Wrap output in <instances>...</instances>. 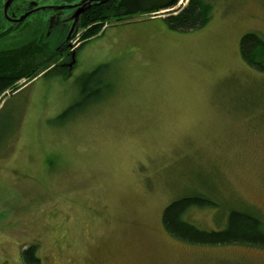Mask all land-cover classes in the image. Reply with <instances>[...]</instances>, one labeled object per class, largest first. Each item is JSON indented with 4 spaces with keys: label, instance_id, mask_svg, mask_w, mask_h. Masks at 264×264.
Instances as JSON below:
<instances>
[{
    "label": "rangeland",
    "instance_id": "374dc122",
    "mask_svg": "<svg viewBox=\"0 0 264 264\" xmlns=\"http://www.w3.org/2000/svg\"><path fill=\"white\" fill-rule=\"evenodd\" d=\"M169 1L122 8L136 10L65 75L0 102V264H264L262 250L192 246L162 226L193 196L211 203L185 215L197 230L222 231L230 211L264 222V72L239 54L244 35L264 41V0H202L208 22L186 31L164 19L187 0L147 14Z\"/></svg>",
    "mask_w": 264,
    "mask_h": 264
},
{
    "label": "trees",
    "instance_id": "16d2710c",
    "mask_svg": "<svg viewBox=\"0 0 264 264\" xmlns=\"http://www.w3.org/2000/svg\"><path fill=\"white\" fill-rule=\"evenodd\" d=\"M141 2L137 1L134 5H139ZM176 3L177 0H171L169 3L150 9L147 14L152 17L153 14L172 9ZM210 9V6L202 0H188L186 7L176 15L166 17L164 22L174 31L196 29L208 22ZM122 10L118 17L132 15L136 8H132L131 11L128 8ZM106 23L101 19V23L91 27L81 25L82 33L79 37L78 50L101 35ZM53 51L49 42L42 38H33L17 48L0 50V98L4 99L7 93L9 95L15 93L21 86L40 75L58 71L57 68L50 69L59 58ZM239 54L248 67L264 72V41L260 37L255 34L244 35L239 43ZM62 73L65 75L64 71ZM20 82L23 84L19 85ZM210 205L207 199L195 196L171 202L162 213V226L165 232L173 239L192 246H243L264 251V222L249 214L230 211L226 228L218 232L200 231L184 221L189 211ZM30 252L31 250L23 252L26 261ZM27 262L32 264L35 260L30 257Z\"/></svg>",
    "mask_w": 264,
    "mask_h": 264
},
{
    "label": "flooded vegetation",
    "instance_id": "af4514ba",
    "mask_svg": "<svg viewBox=\"0 0 264 264\" xmlns=\"http://www.w3.org/2000/svg\"><path fill=\"white\" fill-rule=\"evenodd\" d=\"M137 1L149 0H0V42L7 38L14 41L25 37L42 38L59 57L50 69L67 73L77 62L80 26L91 27L101 23V19L107 23L120 21L121 8Z\"/></svg>",
    "mask_w": 264,
    "mask_h": 264
},
{
    "label": "snow or ice",
    "instance_id": "6c2138e0",
    "mask_svg": "<svg viewBox=\"0 0 264 264\" xmlns=\"http://www.w3.org/2000/svg\"><path fill=\"white\" fill-rule=\"evenodd\" d=\"M181 2H183V0H181Z\"/></svg>",
    "mask_w": 264,
    "mask_h": 264
}]
</instances>
